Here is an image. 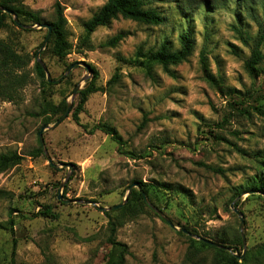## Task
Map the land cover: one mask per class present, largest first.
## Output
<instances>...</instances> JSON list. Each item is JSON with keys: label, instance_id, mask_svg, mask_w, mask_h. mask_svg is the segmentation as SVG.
<instances>
[{"label": "rangeland", "instance_id": "rangeland-1", "mask_svg": "<svg viewBox=\"0 0 264 264\" xmlns=\"http://www.w3.org/2000/svg\"><path fill=\"white\" fill-rule=\"evenodd\" d=\"M105 1L23 2L38 11L44 22L53 18L55 2L63 7L71 43L68 55L53 56L47 43L38 55L52 78L64 74L73 61L95 68L98 75L94 79L92 70L78 63L44 94L32 60L26 67L30 77L21 98L0 100V153L14 150L22 156L18 165L0 174V189L8 192L0 198V223L6 222L11 208L15 221L12 232L0 228V264H115L121 247L106 242L107 217L99 207L122 203L127 187L138 179L147 184L151 200L146 197L162 216L146 210L118 226L116 240L127 247L126 264H211L210 251L188 254L187 235L214 240L240 232L234 208L243 215L245 238V248L234 253L242 254L241 264H264V199L248 190L231 199L255 173L235 147L264 150V121L256 114L248 118L231 111L232 99L206 81L199 62V51L206 46L209 71L222 76L225 85L243 93L257 90L249 103L264 91V73L254 79L248 76L243 61L249 51L229 29L235 0H182L193 3L191 9H184L180 0H145L164 16L162 25L119 17L92 32L93 49L88 50L81 41L83 24ZM18 27L3 30L1 36L13 38L18 49L37 53L46 29L35 24L21 27L28 31ZM185 29L192 31L196 49L187 61L172 66L176 77L156 67L154 79L148 78L136 61L137 49L153 48L163 40L176 48L177 36ZM116 33L125 34L116 47L100 46ZM114 73L119 79L108 85ZM91 81L103 91L88 96L76 122L72 112L78 92L72 100V91L77 83L82 89ZM44 97L53 104L63 97L72 102L67 116L57 124L56 120L47 123L41 133L51 162L43 151L37 152L38 132L45 125L37 113ZM102 123L115 128L133 157L121 153L109 134L89 131ZM215 132L226 141L216 140ZM59 193L68 201L58 198ZM45 204L53 207L58 219L33 216ZM12 239L16 240L14 254Z\"/></svg>", "mask_w": 264, "mask_h": 264}, {"label": "trees", "instance_id": "trees-1", "mask_svg": "<svg viewBox=\"0 0 264 264\" xmlns=\"http://www.w3.org/2000/svg\"><path fill=\"white\" fill-rule=\"evenodd\" d=\"M227 1L223 3V7L227 6ZM23 2L24 0H0V6L11 10L23 25L49 23L51 26V32L46 42V46H50V51L53 56H56L59 59L65 58L71 49V43L68 40L67 20L63 14L62 5L59 2H55L53 6V18L49 22H44L38 11L29 9ZM180 4L183 5L184 9H191L193 6V3H190V1L186 3L180 0ZM213 5L214 4L212 3L209 6L213 7ZM232 11L234 22L229 25V29L232 31L234 38L249 51V56L243 61V68L248 76L251 79H254L256 76H259V74L264 73V52L262 51L264 46V0H235L234 9H232ZM119 17L132 20L139 24L151 26L162 25L165 20L164 16L155 8L148 6L145 0H106L84 22V34L81 37L83 45L88 50H92L93 45L90 41L92 32L98 27L109 25L112 20ZM17 26L18 25H16L13 21L12 15L0 10L1 101L15 102L21 98V90L27 84L30 77L29 71L26 70V67L32 60L33 71L40 78L44 94L50 87L58 83L47 80L42 66L36 59H34L36 52L30 54L29 52L18 49L13 38L1 36L3 30ZM251 26L255 27L254 31L251 30ZM21 27L22 26L18 28L22 31H28L27 29H22ZM46 34L47 29L44 39ZM124 37V33H116L103 41L100 46L111 48L116 47L118 43L124 39ZM177 41L178 47L176 48H173L171 43L167 40H163L153 48L144 50L140 46L137 49L135 54L136 61L141 63V66L144 69L143 71L148 78L154 79V69L156 67H159L162 72L168 76L172 78L176 77L172 66H176L187 61L196 49V40L190 29L181 31L177 36ZM40 46L41 44L38 47ZM231 47L233 49L232 52L236 54L234 46ZM75 62L77 61L71 62L69 66ZM199 62L206 81L210 85L216 87L219 91L225 92L232 99L230 103L231 111L234 110L240 114H244L248 118L256 114L264 121V91H262L260 97L255 98L252 103H249V99L254 97L257 90H247L246 93H243L235 87L225 85L222 76L215 77L209 71L206 46H203L199 51ZM89 67L90 70H92L93 77L95 79L98 73L95 68L91 66ZM66 77L67 76L63 77L59 82H62ZM118 79L119 75L114 73L107 81V84H113ZM102 89V87L95 86L94 81H91L84 88L78 91V102L72 112L73 120L76 122L79 121L78 114L82 110L88 96L91 93L103 91ZM66 105L67 103L65 101V97L55 104L51 103L48 98L44 97L41 103V109L37 115L42 117L43 124L50 123L62 116L65 112ZM225 118L226 115L224 116V120ZM96 129L109 134L112 140L116 142L117 148L121 153L129 155L130 157L134 156L132 152L123 148V142L114 127L102 123L93 125L89 131L93 132ZM213 136L216 140L222 139L226 141V138L220 133L215 132ZM235 149L239 154L245 156L252 163L255 173L252 177L247 179L244 187L237 188L231 199L241 194L243 190H248L250 193H254L251 194L252 196L254 195L264 199V150L246 151L239 146H236ZM37 152H42L40 147L37 149ZM21 159L22 156L14 150L1 152L0 174L8 168L18 165ZM202 165L213 171L224 173L221 168H216L207 164ZM135 183H137L140 188L138 189L137 187H133L121 206L112 210L104 211V214L107 217L106 242L111 245H119L121 247L115 264H126L125 255L127 254L126 245L116 240L118 226L128 219L135 218L146 210L159 215L148 206L142 193L140 192V190H142L145 196L151 200L147 184L139 179L135 180ZM160 185L164 188H169L163 183ZM66 189L67 188H65L62 193L63 197ZM124 193L125 191L123 192V195ZM7 195L8 192L0 189V198L6 197ZM235 205H238V203ZM13 209L14 208H11L9 210L6 222L3 224L0 223V228L8 229L10 232H12V226L15 222L12 216V211H14ZM33 216L43 217L53 221L58 219L59 214L50 204H45L42 205L41 208L33 214ZM193 231L196 232L195 230ZM187 238L189 240L188 254H191L190 256H194L202 251H210L212 253L210 260L211 264H241L240 258H237L234 255V252H237V249L242 248L243 246L242 236L238 230H236L232 236H217L214 240L211 237H201L202 239H198L189 235H187ZM204 239L213 240V242L228 247L230 250L228 251L224 248L211 245ZM15 245L16 240L12 239L11 254L15 253ZM260 255L261 253L259 256Z\"/></svg>", "mask_w": 264, "mask_h": 264}, {"label": "water", "instance_id": "water-1", "mask_svg": "<svg viewBox=\"0 0 264 264\" xmlns=\"http://www.w3.org/2000/svg\"><path fill=\"white\" fill-rule=\"evenodd\" d=\"M0 10L3 11V12L8 13V14H10V15H12V17H13V21L15 22L16 25H18V26H22V27H24V28H31V27H33V25H23V24H21L20 21L18 20V18L16 17V15H15L11 10L7 9L6 7H1V6H0ZM35 26H37V27H39V28H46V29H47V34H46V36H45V39H44V41L42 42L39 51L36 53V60H37V61L39 62V64L42 66V68H43V70H44V72H45V74H46V78H47V80L50 81V82H58V81H60V80L66 75V74H68V73L70 72V70H71L74 66L78 65V63H81V62H75V63L71 64V65L65 70L64 74H62V75L59 76L58 78H55V79L52 78V77L50 76V74H49V72H48L46 66L44 65V63L42 62V60H41V59L39 58V56H38L40 50L43 49L44 45L46 44V42H47V40H48V37H49L50 32H51V26H50L49 23L35 24ZM81 64L86 68V70H87L88 72L90 71V67H89L87 64H85V63H81ZM86 77H87V75L84 76V77L82 78V80L86 79ZM80 89H81V87H80V83H77L76 86L74 87L73 91H72V94H71V99H72V100H73L74 96L76 95V93H77ZM71 108H72V102H67L65 112L62 114V116H60V118H58V119L56 120V122H55L54 124L59 123L63 118H65V117L67 116V114L69 113V111L71 110ZM45 127H49V125H48V124H45V125L40 129V131L38 132V137H39V141H40V144H41L42 151L44 152V154H45V156L47 157L48 161L51 162V159L48 157V155H47V153H46V150L44 149V145H43V141H42V137H41V133H42V131H43V129H44ZM133 187H137L138 189L140 188L139 185H138L137 183H132V184H130V185L127 187V191H126V194H125V196H124V198H123V201L126 200L128 194H129V192L131 191V189H132ZM140 192L142 193V195H143V197H144V200H145V202L148 204V206H149L150 208H152V210H154L155 212H157L160 216H162L161 211H160L158 208H156V207H155V206H154V205H153V204L147 199V197L145 196L144 192H143L142 190H140ZM58 198H60L61 200L65 201V202L68 201V200H66V199H63L60 193L58 194ZM122 204H123V202L120 203V204H116V205L110 206V207H99V208H100L101 210H103V211H106V210H112V209H115V208L118 207V206H121ZM232 205H233V203L231 204V206H232ZM234 211L236 212V214H237L238 217H239V221H240V233H241V236H242L243 248H245V238H244V235H243V233H242V227H243V224H244L243 215H242V213H241L240 211H238L236 208H234ZM163 218H164V220H166L169 224H171V222H170L169 219H167L166 217H163ZM197 238H198V239H202L201 237H197ZM204 240H205L206 242H208L209 244H211V245H214V246H217V247L224 248V249H226V250H228V251L230 250V248L225 247V246H223V245H220V244H218V243H215V242H213V241H211V240H208V239H204ZM234 255H235L237 258H240V257L242 256V254H241V255H238V254H236V253H234Z\"/></svg>", "mask_w": 264, "mask_h": 264}]
</instances>
